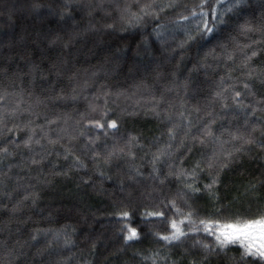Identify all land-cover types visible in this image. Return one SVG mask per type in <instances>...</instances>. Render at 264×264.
<instances>
[{"label":"trees","instance_id":"16d2710c","mask_svg":"<svg viewBox=\"0 0 264 264\" xmlns=\"http://www.w3.org/2000/svg\"><path fill=\"white\" fill-rule=\"evenodd\" d=\"M261 110L264 0H0V264H264Z\"/></svg>","mask_w":264,"mask_h":264},{"label":"snow or ice","instance_id":"6c2138e0","mask_svg":"<svg viewBox=\"0 0 264 264\" xmlns=\"http://www.w3.org/2000/svg\"><path fill=\"white\" fill-rule=\"evenodd\" d=\"M239 95V93L237 94ZM110 127L115 128V123H112ZM218 234H216V240L218 246L223 249L228 244L239 243L244 248V257H252L253 259L264 260V217L259 219H253L242 223H228L223 225H217ZM173 228H176V224L173 223ZM210 231V229H209ZM176 235L171 239H179L182 234L180 230L176 228ZM137 238L135 230H131L127 236L128 240ZM165 240H169V237H163ZM207 248L208 245H205Z\"/></svg>","mask_w":264,"mask_h":264},{"label":"rangeland","instance_id":"374dc122","mask_svg":"<svg viewBox=\"0 0 264 264\" xmlns=\"http://www.w3.org/2000/svg\"><path fill=\"white\" fill-rule=\"evenodd\" d=\"M150 1H151V0H150ZM261 112H264V110H261ZM263 125H264V123H263ZM250 142H251V140L249 141V143H250ZM26 143H28V142H26ZM244 152H245V151H243L242 154H244ZM227 157H228V156H227Z\"/></svg>","mask_w":264,"mask_h":264}]
</instances>
